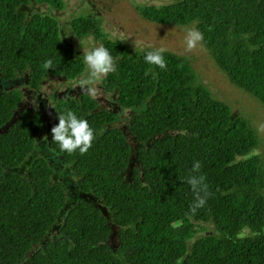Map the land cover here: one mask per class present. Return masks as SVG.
Instances as JSON below:
<instances>
[{
	"label": "trees",
	"instance_id": "1",
	"mask_svg": "<svg viewBox=\"0 0 264 264\" xmlns=\"http://www.w3.org/2000/svg\"><path fill=\"white\" fill-rule=\"evenodd\" d=\"M34 1L58 9L64 4ZM170 1L137 8L155 23H196L219 68L264 106V0ZM29 3L0 0L2 78L27 74L36 89L46 72L77 78L86 69L83 57L63 41L56 18L21 9ZM71 27L79 37L94 35L118 58L101 84L117 94L121 107L137 110L129 122L137 148L111 125L118 116L100 109L86 92L57 99L55 108L57 117L71 109L100 131L92 147L69 154L50 139L76 176L78 189L100 198L112 211L118 252L109 244L113 227L93 204L77 200L60 218L69 194L54 180L44 155L31 157L43 115L27 109L4 129L23 98L18 89H4L0 264H264V166L255 154L260 141L252 124L197 81L186 56L164 51L166 68L160 69L144 62L149 50L132 52L109 39L99 18L80 15ZM45 59L52 61L47 70ZM194 162L200 165L196 171ZM190 175L204 177L207 195L192 189ZM197 195L204 198L200 207H195ZM59 222V232L50 234Z\"/></svg>",
	"mask_w": 264,
	"mask_h": 264
},
{
	"label": "rangeland",
	"instance_id": "2",
	"mask_svg": "<svg viewBox=\"0 0 264 264\" xmlns=\"http://www.w3.org/2000/svg\"><path fill=\"white\" fill-rule=\"evenodd\" d=\"M61 9L55 8L45 2H35L30 0L28 5H23L22 10L31 14L39 12L48 14L58 20L60 35L76 53L84 57L85 53L94 47L102 46V43L94 35L89 34L84 37L77 36L72 27L71 20L85 15L99 18L102 31L106 36L114 41L122 42L132 52L152 50L162 47L165 51H171L179 55L186 56L195 73L197 81L206 86L211 93L221 101L227 103L232 113L243 116L255 128L260 145L255 154L262 159L264 166V106L261 101L250 92L232 83L227 75L219 68L203 43L202 39L195 46L188 49L185 44V36L189 29L196 31V23L189 25L159 24L144 18L137 6L145 4L162 5L171 2L170 0H63ZM118 58H113L115 63ZM88 75L86 65L85 71L72 80L64 77H54L48 72L42 80L40 88H33L29 84L27 74H17L12 80H4L0 72V92L4 89H18L22 92L23 98L14 116L4 128L7 129L16 119L27 109L40 111L43 115V127L41 132L36 134L35 151L31 157L39 154L44 155L54 169V180L59 182L69 194L68 203L59 214L60 218L66 214L67 210L77 201H87L101 210L109 225L113 228L109 244L113 251L118 252L119 241L117 238V227L114 224L113 213L109 207L105 206L100 198L93 194L81 192L76 184V176L68 165L64 164L60 156L53 150L50 144V128L57 122L56 100L78 98L83 92H88V88L94 89L91 97L99 103L100 109H108L118 116V121L111 123L112 126L119 127L127 135L129 143L133 148H137L136 143L129 132V122L135 109H125L118 104L115 92H106L101 84V79L94 81L91 85H82L81 80ZM30 160L25 162L22 170L25 171ZM131 167V165H130ZM127 171V178L130 176ZM61 222H59L50 234L58 233ZM202 232L201 234H206Z\"/></svg>",
	"mask_w": 264,
	"mask_h": 264
},
{
	"label": "clouds",
	"instance_id": "3",
	"mask_svg": "<svg viewBox=\"0 0 264 264\" xmlns=\"http://www.w3.org/2000/svg\"><path fill=\"white\" fill-rule=\"evenodd\" d=\"M202 39L199 31L189 29L185 36V44L188 49H191L195 44ZM164 48H153L145 51L143 60L148 65H154L160 69L166 68V61L163 56ZM84 63L87 65L88 75L81 80L82 85H91L94 81L105 76L107 73L115 70L113 57L109 51L103 46L94 47L91 51L85 53L83 57ZM52 64L50 59H45L42 63L43 69L47 70ZM93 88L89 87L88 92L92 94ZM57 122L50 128L51 140L56 143L60 152L73 153L78 151L80 154L86 153L92 147L93 141L100 135V131L89 125V122L82 117H79L71 109L66 110L63 114L56 118ZM199 162H194L192 165L193 171L199 169ZM192 189L199 193L205 191L204 177L202 175H190L187 180ZM205 195H207L205 191ZM204 204V198L197 195L195 207H200Z\"/></svg>",
	"mask_w": 264,
	"mask_h": 264
}]
</instances>
